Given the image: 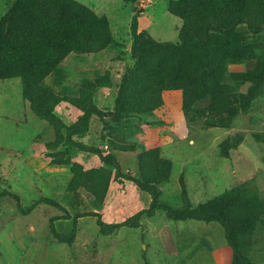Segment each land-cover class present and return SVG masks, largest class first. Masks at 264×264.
Segmentation results:
<instances>
[{
  "label": "rangeland",
  "instance_id": "374dc122",
  "mask_svg": "<svg viewBox=\"0 0 264 264\" xmlns=\"http://www.w3.org/2000/svg\"><path fill=\"white\" fill-rule=\"evenodd\" d=\"M13 1L0 0V18ZM79 1L99 14H106L114 39L125 46L111 45L98 53L69 54L43 82L65 95H78L79 86H76L83 78L80 75L92 79L109 71L114 82L119 84L121 76L135 61L129 48L134 17L140 30H146L159 41L179 42V30L186 25L176 9L186 0ZM262 54L263 48H256L232 64L231 70L235 72L227 81L238 84L237 78L254 68ZM242 86L237 85L236 93ZM96 102L103 110L114 108L111 101L103 103L99 96ZM109 118H96L94 131L99 136L90 134L84 142H99L96 145L106 151L115 149L109 142L113 137L136 142V151L117 149L119 151L114 153L123 170L136 176H140L139 151L159 146L162 154L173 162L170 180L160 185V202L183 206L181 176L185 178L193 205L209 206V197L223 192L226 187L229 190L240 188L241 183L247 197L257 193L264 195V171L258 170L263 164V154L261 146L254 141H264V93L252 100L247 112L236 114L230 128L221 127L218 120L212 119L203 109L184 114L175 108L165 118L155 121H147V116L134 118L137 123L146 124L144 129L141 125L137 133L128 128L126 118L120 122ZM44 125L49 124L37 118L23 98L21 80H0V191L17 194L21 206L26 209L43 196L57 200L66 208L62 210L41 202L30 213L23 214L14 197H0V264H209V227L206 226L209 222L173 220L162 209L152 217L143 216L139 227L123 226L108 235L100 233L96 217L84 216L78 219V231L72 244L58 241L50 231L54 216L95 210L106 222H121L149 207L151 197L128 181H113L102 204L84 189L77 194L68 192L66 188L72 176L70 167L49 163L45 148L49 136ZM240 135L246 137L243 143L236 150H230L233 151L230 158H223V142L231 137L237 141ZM71 156L73 160L81 159L87 167L101 164L97 155L75 148H71ZM213 163L215 171L209 170ZM215 172L219 175L213 185L209 173ZM213 223L222 229L220 223ZM54 225L58 232L68 234L73 228V219L59 218Z\"/></svg>",
  "mask_w": 264,
  "mask_h": 264
},
{
  "label": "trees",
  "instance_id": "16d2710c",
  "mask_svg": "<svg viewBox=\"0 0 264 264\" xmlns=\"http://www.w3.org/2000/svg\"><path fill=\"white\" fill-rule=\"evenodd\" d=\"M183 7L186 25L179 30L177 43L156 40L146 30H140L137 18H133L130 52L135 61L118 84L114 109L110 113L95 101L100 88L113 84L109 71L92 79L84 78L76 96L62 95L43 84L71 53H98L111 45L125 46L114 39L106 14L97 13L79 0H14L0 18V80L19 78L23 98L29 102L33 114L54 128V139L45 143L46 155L50 164L70 167L72 176L67 191L77 194L84 189L102 204L113 181H128L151 197L149 207L121 222H106L95 210L54 216L50 231L58 241L72 244L78 231V219L84 216L96 217L100 233L108 235L123 226L139 227L143 216L152 217L162 209L173 220L220 223L233 250L232 264L248 262L243 249L259 224H264V195L250 194L238 221L228 212L235 196L212 207L193 205L185 178L181 176L183 206L174 207L159 201L160 185L170 180L173 168L172 160L162 154L159 146L139 151L140 176H136L123 170L113 152L75 138L89 131L94 116L100 120L108 116L115 122L126 118L128 128L137 133L142 124L134 118L152 116L164 104L163 94L168 90H181L184 114L203 109L212 119H217L221 127L230 128L236 114L247 112L252 100L264 93V0H202L201 9L185 1ZM256 48H263V54L254 68L237 78L238 84L243 86L236 93L238 84L227 81L229 68ZM217 77L224 81L220 92L213 88ZM63 101L81 112L70 124L56 111ZM232 138L223 142L221 156L229 157V150L238 146L244 137L240 135L237 141ZM109 142L122 151L138 149L136 142L123 138L113 137ZM69 148L97 155L101 164L86 167L73 160ZM6 195L17 200L23 214L30 213L41 202L66 209L47 196L26 209L17 194L0 191V197ZM248 215L253 219L246 222ZM59 218L73 219V228L68 234L57 231L54 221Z\"/></svg>",
  "mask_w": 264,
  "mask_h": 264
},
{
  "label": "crops",
  "instance_id": "0c3cea01",
  "mask_svg": "<svg viewBox=\"0 0 264 264\" xmlns=\"http://www.w3.org/2000/svg\"><path fill=\"white\" fill-rule=\"evenodd\" d=\"M186 1H190V2L194 3L198 9H201V7H202V0H186ZM169 8H171V7H169ZM173 8L175 9V7H173ZM176 9H178V12L181 15V17L184 20H186L185 15H184L183 3H181L179 6H177ZM62 64H63V62L58 66V68ZM87 66H90V65L88 64ZM231 69H232V65L229 68V75H233V72H235ZM238 72H240V71H238ZM52 73L49 76H47V78L50 77L52 75ZM70 74L71 73H69L67 75V78H69ZM238 74H240V73H238ZM80 76L83 77L82 79L85 78V76H82V75H80ZM111 76H112V74H111ZM82 79L81 78L79 79L76 87L79 86V88H80V85H81L80 83L82 82ZM112 80H113V76H112ZM114 86L116 87V89ZM117 86H118V82L116 83L113 80L112 86L100 88L103 91H100V89L97 91V93L95 95V101H96L97 96H99V99L101 100V102L107 103V102L111 101V104L114 107L115 98L117 95V88H118ZM213 88L217 92H220L224 89V85L222 84L221 77L216 78ZM58 93H60V92H58ZM62 95H65V94H62ZM163 98H164V104L161 107H159L157 110H155V112L152 116H147V121H155V120H158L159 118L160 119L165 118L166 114L167 113L170 114L171 110L175 109V108H179L180 110H182V92H181V90H168L163 94ZM113 109L114 108H112V110H104V111H106L107 113H110L113 111ZM56 111L67 124L74 122L81 113L79 109H77L76 107H74V106H72L69 103L64 102V101L57 105ZM96 118H98V117L97 116L92 117L90 129L84 136L75 137V138L84 142L86 136H90V134H95L96 136H99V134H96L94 131V123L97 121ZM107 118H109V117H106L105 119H107ZM100 122H102V121H100ZM49 125H44L43 128H47L46 130H47V134L49 136V140H53L55 137L54 128L51 125H50L51 126L50 127ZM145 126H146V124H143L142 128L144 129ZM245 138L246 137L243 138L242 142L240 144H238V146L232 147L231 149L236 150V147L238 148L243 143ZM254 141L257 142L261 146L259 149H260V152L263 154V164H261L258 167V170L264 171V141H257V140H254ZM98 143L99 142H97V143L93 142L91 144L96 145ZM63 149H66V148H63ZM230 150H229V157H223V156L222 157L223 158H230V155H232V152H233V151L230 152ZM116 151H119V150L113 149L111 152L117 153ZM69 152L71 155V148H69ZM81 155H79V156H81ZM76 161H79L82 164L86 165L79 158ZM213 166H215L214 163L209 167V170L211 168L214 169V171L217 169L216 166H215V168H213ZM184 170H185V167H184ZM185 173H187V172H185ZM216 173L217 172H215V174L209 173V180L212 181L213 185H214V183H213L214 180H216L217 175H219ZM223 175L225 177L226 173H224ZM233 178H235V177H231L230 179L233 180ZM230 179L227 180V182L229 183V185H228L229 187H230V181H231ZM263 179H264V176H263ZM244 188H245V186L243 183H241L240 188L236 187L232 190H229L228 187H226L223 192L216 194L212 197H209V206L204 205V204L203 205L207 206V207H212V206L216 205L217 203L222 202L223 200H225L228 197L235 196L236 198H235L234 202H232L228 207V212L236 220L239 221L240 220L239 212H240L243 204L245 203V201L247 199ZM263 191H264V186H263ZM252 219H253L252 215H248L245 218V221L249 222ZM189 220H191V219H189ZM213 222H216V221H210L209 225H207V223H206V226L209 227V264H232L233 250H232L231 246L226 241L224 228L222 226V229H221V227L219 225H217ZM251 238H252V240L249 241L244 246V249H243L245 257L248 259V262L246 264H264V224L263 225L259 224L256 231L251 235Z\"/></svg>",
  "mask_w": 264,
  "mask_h": 264
},
{
  "label": "water",
  "instance_id": "95a60500",
  "mask_svg": "<svg viewBox=\"0 0 264 264\" xmlns=\"http://www.w3.org/2000/svg\"><path fill=\"white\" fill-rule=\"evenodd\" d=\"M129 48H131V43L129 44Z\"/></svg>",
  "mask_w": 264,
  "mask_h": 264
}]
</instances>
